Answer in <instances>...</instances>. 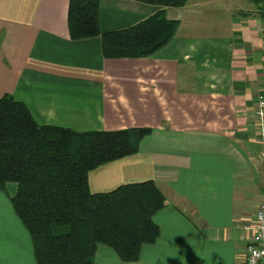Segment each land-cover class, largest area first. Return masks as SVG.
<instances>
[{"label":"crops","instance_id":"obj_1","mask_svg":"<svg viewBox=\"0 0 264 264\" xmlns=\"http://www.w3.org/2000/svg\"><path fill=\"white\" fill-rule=\"evenodd\" d=\"M69 0H0V96L39 124L84 130L150 127L138 151L89 172L92 192L153 179L160 233L126 263L99 245L96 264H244L264 200V12L256 0L165 7L100 0L102 32L163 10L173 38L149 57L107 58L99 36L72 39ZM0 192V264H36L28 232Z\"/></svg>","mask_w":264,"mask_h":264},{"label":"trees","instance_id":"obj_2","mask_svg":"<svg viewBox=\"0 0 264 264\" xmlns=\"http://www.w3.org/2000/svg\"><path fill=\"white\" fill-rule=\"evenodd\" d=\"M180 7L187 0H135ZM100 0H69L72 39L99 36L105 57H149L175 35L178 20L163 10L122 30L102 32ZM150 127L77 131L39 124L27 105L0 96V190L28 232L36 264H96L99 245L126 263L138 261L160 229L154 215L165 196L153 179L101 192L89 188V172L135 154ZM8 195V194H7Z\"/></svg>","mask_w":264,"mask_h":264},{"label":"built area","instance_id":"obj_3","mask_svg":"<svg viewBox=\"0 0 264 264\" xmlns=\"http://www.w3.org/2000/svg\"><path fill=\"white\" fill-rule=\"evenodd\" d=\"M256 1L262 5L264 12V0ZM254 112L259 137L264 140V94L258 95ZM251 231L245 247L244 264H264V201L257 207Z\"/></svg>","mask_w":264,"mask_h":264},{"label":"rangeland","instance_id":"obj_4","mask_svg":"<svg viewBox=\"0 0 264 264\" xmlns=\"http://www.w3.org/2000/svg\"><path fill=\"white\" fill-rule=\"evenodd\" d=\"M11 185L12 184H10V185H8V187H7V190H0V192L2 193V195L5 197V199L7 200V202H8V204H9V206H10V208L12 209V211L14 212V210H13V207H12V204H11V202H10V199H9V192H10V188H11ZM8 194V195H7ZM2 196V197H3ZM264 201V200H263ZM262 201V202H263ZM15 217H16V219L18 220V221H20L21 222V220L17 217V215H15ZM21 224H22V222H21ZM23 225V224H22ZM24 227V226H23ZM244 261H245V257H244Z\"/></svg>","mask_w":264,"mask_h":264}]
</instances>
